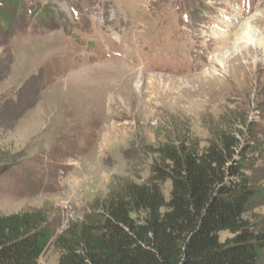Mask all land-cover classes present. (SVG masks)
<instances>
[{
  "label": "rangeland",
  "instance_id": "rangeland-1",
  "mask_svg": "<svg viewBox=\"0 0 264 264\" xmlns=\"http://www.w3.org/2000/svg\"><path fill=\"white\" fill-rule=\"evenodd\" d=\"M246 22L264 37V0H0V214L42 210L55 238L146 181L165 141L202 148L238 127L263 146ZM251 175L264 189V163ZM250 219L264 223V198ZM59 257L50 243L40 264Z\"/></svg>",
  "mask_w": 264,
  "mask_h": 264
},
{
  "label": "trees",
  "instance_id": "trees-1",
  "mask_svg": "<svg viewBox=\"0 0 264 264\" xmlns=\"http://www.w3.org/2000/svg\"><path fill=\"white\" fill-rule=\"evenodd\" d=\"M240 135L229 127L202 148L159 144L146 181L110 190L93 203V218L69 222L55 238L42 210L0 214V264H40L50 243L57 264H259L264 223L250 213L264 189L251 173L264 163V145H244Z\"/></svg>",
  "mask_w": 264,
  "mask_h": 264
},
{
  "label": "bare ground",
  "instance_id": "bare-ground-1",
  "mask_svg": "<svg viewBox=\"0 0 264 264\" xmlns=\"http://www.w3.org/2000/svg\"><path fill=\"white\" fill-rule=\"evenodd\" d=\"M237 41H244L247 46H251L256 50H261L262 52H264V37L254 27H252V24H250L249 22H246L244 26H242L241 34L240 36H238Z\"/></svg>",
  "mask_w": 264,
  "mask_h": 264
}]
</instances>
